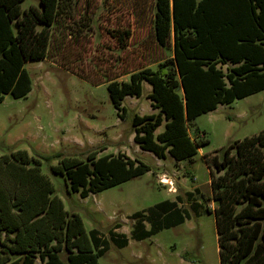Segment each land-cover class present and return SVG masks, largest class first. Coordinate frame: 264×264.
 Wrapping results in <instances>:
<instances>
[{"label":"trees","instance_id":"16d2710c","mask_svg":"<svg viewBox=\"0 0 264 264\" xmlns=\"http://www.w3.org/2000/svg\"><path fill=\"white\" fill-rule=\"evenodd\" d=\"M22 1L0 0V101L7 94L20 98L30 91L22 69L25 62L48 58L84 75L82 65L73 67L57 58L66 40L85 38L78 57L90 54L84 58L86 69L110 83L120 119L125 118L122 100L138 98L143 82L151 87L148 99L159 114L133 116L132 133L139 148L162 158L163 149L170 147L174 159L190 160L208 141L188 144L184 124L218 105L264 90V0H171V10L165 17L156 12L150 32L136 42L141 67H120L126 58L115 55L119 69L113 76L99 67L98 51L108 47L93 45L84 16L73 19L77 0H38V6L24 10ZM110 37L128 53L130 29H117ZM226 64L225 72L218 67ZM126 75L128 82L117 81ZM162 117L165 128L156 137L160 146L152 134ZM202 157L214 169L210 189L215 205L207 212L214 217L219 264H264V130L230 144L221 160L214 154ZM94 159L95 152L87 155L88 163L64 157L52 172L66 174L73 189L82 188L85 195L149 171L119 157ZM40 165L24 150L0 156V264H35L36 254L41 264H98L80 217L64 210ZM175 209L173 202L164 201L146 215L136 213L132 237L142 239L182 224L185 217ZM172 212L178 213L177 221L164 222ZM144 222L151 224L150 230Z\"/></svg>","mask_w":264,"mask_h":264},{"label":"rangeland","instance_id":"374dc122","mask_svg":"<svg viewBox=\"0 0 264 264\" xmlns=\"http://www.w3.org/2000/svg\"><path fill=\"white\" fill-rule=\"evenodd\" d=\"M30 5L38 6V0L20 3L22 10ZM170 10L171 0H77L73 19L78 21L84 16L90 24L86 35L93 45L98 42L99 46L108 47L98 51L102 59L99 67L101 72L109 71L113 76L119 69L114 63L115 55L126 58L120 67H141L136 59L140 52L136 42L150 32L156 12L165 17ZM1 24L0 16V27ZM117 29H130L133 33L128 53H123L110 37ZM84 42L85 38L66 40L57 58L73 67L82 65L84 75L78 76L48 58L23 63L30 91L20 98L7 94L0 101V156L24 150L41 161V173L51 182L64 210L80 217L92 250L98 254V264H219L214 217L207 212L215 205L210 189V170L214 169L206 165L202 156L214 154L221 160L230 144L264 130V90L218 105L214 111L184 124L188 144L204 138L208 141L196 149L192 159H174L170 147L163 149L164 155L159 158L140 149L132 133L135 114H159L148 99L150 85L143 82L138 98L127 96L122 100L125 118L120 119L110 83L95 70L86 69L84 58L88 60L90 54L78 57ZM85 50L90 51L87 47ZM218 67L225 72L229 64ZM128 78L122 76L117 81L128 82ZM159 121L162 123L152 137L163 146L156 137L164 131V117ZM93 152L94 161L119 157L149 171L85 195L82 188L73 189L66 174L52 172V167L64 157L86 162L87 155ZM58 154L60 157L56 158ZM164 201L174 203L175 210L185 217L184 222L142 239L133 238V216L146 215L149 208ZM177 219L178 213L172 212L164 222ZM143 225L146 231L150 230L151 224ZM35 264H41L38 254Z\"/></svg>","mask_w":264,"mask_h":264}]
</instances>
